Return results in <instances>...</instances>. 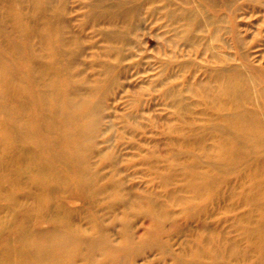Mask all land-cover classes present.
Listing matches in <instances>:
<instances>
[{
    "label": "rangeland",
    "instance_id": "obj_1",
    "mask_svg": "<svg viewBox=\"0 0 264 264\" xmlns=\"http://www.w3.org/2000/svg\"><path fill=\"white\" fill-rule=\"evenodd\" d=\"M123 1V9L135 7L133 14L110 23L87 17L90 0H62V26L77 52L72 72L100 110L87 158L97 189L84 193L52 182L47 207L29 211L28 225L45 229L58 218L103 236L105 251L89 263L71 264L207 262L213 249L220 252L216 264H240L228 254L233 245L246 248V261L255 262L256 250L247 248L254 236L243 225L250 226L259 209L244 193L264 181V144L235 163L217 160L223 113L196 90L210 86L216 71H243L253 94L244 107L257 109L264 126V0ZM182 9L193 15L190 21L178 18ZM10 26L3 23V29ZM9 156L0 164V218L14 220L0 238H8L10 226L34 204L29 193L37 189L30 179L34 168L16 176ZM189 172L196 183L209 181L203 194L190 187ZM13 187L16 213L8 199ZM154 205L157 219L145 211ZM119 246L125 253L108 251ZM18 255L14 248L10 258Z\"/></svg>",
    "mask_w": 264,
    "mask_h": 264
},
{
    "label": "bare ground",
    "instance_id": "obj_2",
    "mask_svg": "<svg viewBox=\"0 0 264 264\" xmlns=\"http://www.w3.org/2000/svg\"><path fill=\"white\" fill-rule=\"evenodd\" d=\"M2 1L0 164L4 162L5 153L9 156V151L15 152L16 155L8 157L13 173L19 176L23 169L34 168L30 179L37 189L29 193L34 204L10 226L12 233L8 238H0L4 257L0 264H71L76 260L89 263L95 253L105 251L103 236L86 234L58 218L52 219V224L45 229H31L33 225H28L27 213L44 211L49 202L46 192L54 181L74 184L84 193L96 191L93 176L88 172L87 158L94 148L91 142L98 131L100 110L91 94L83 90V82L75 79L72 72L77 52L62 26V0ZM89 3L88 18H107L110 23L118 18L127 19L135 10L134 6L123 9L126 4L123 0L112 3L90 0ZM162 3L166 6L170 1L162 0ZM185 11L182 9L178 18L190 21L193 15ZM6 22L11 24V29H3ZM211 77L210 86L201 85L196 92L201 100L223 113V124L217 128L221 138L216 146V159L235 163L245 150H254L264 144L262 118L257 109L244 107L245 102L253 100L251 78L237 70L216 71ZM59 165L61 168L57 169ZM189 175V184L195 194H203L209 181L196 183L195 176L191 172ZM17 190L13 187L8 195L11 213H16ZM244 197L259 209L256 220L250 226L243 225L244 233L254 236V239L249 238L247 248L256 250V261L247 262L246 248L238 249L236 245L230 247L228 254L242 259L240 264H264V181L246 191ZM145 211L155 219L160 215L156 205L147 206ZM9 220L0 218V231L14 218ZM14 248L19 250V255L10 258ZM123 249L124 246H119L108 251L116 257L119 251L125 253ZM219 255L220 252L215 253L213 249L206 254L210 259L207 262L195 257L186 264H216Z\"/></svg>",
    "mask_w": 264,
    "mask_h": 264
}]
</instances>
